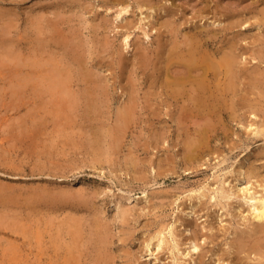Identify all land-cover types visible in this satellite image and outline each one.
Instances as JSON below:
<instances>
[{"label": "rangeland", "instance_id": "rangeland-1", "mask_svg": "<svg viewBox=\"0 0 264 264\" xmlns=\"http://www.w3.org/2000/svg\"><path fill=\"white\" fill-rule=\"evenodd\" d=\"M121 1L123 5L117 4V0H0V60L3 61H0V221L3 224H0V264H66L73 258L69 254L64 255L69 253L74 221H78L77 225L82 229L78 242L79 249L82 248L80 252L85 254L86 251L87 254H81L83 260L80 256L74 259V264H104L100 251L105 250L99 240L104 232L109 238V264H237L236 257L229 256L235 242L233 237H238L240 232L256 222L249 212L254 200L249 199L243 187L251 186L249 190L256 192L255 196L264 194V83L260 81L262 86L259 83L258 88L251 85L260 92L255 91L249 89V82L245 78L237 96L216 102L223 108L217 111L221 116L209 113L211 119L206 114L203 117L183 114L180 108L182 102H175L169 107L166 95L151 93L153 98L146 102L151 104L150 109L138 112L130 126L117 133L113 129L116 121L114 113L128 99L125 90L132 72L133 59L130 56L134 58L136 52L134 43H150L149 48L155 51L159 42L156 34L159 27L156 29L155 24L161 26L159 22L162 19L165 21V17L171 19L173 25L185 21L179 26L182 33L197 25L204 26L208 19L193 16V13L197 15L200 11V3L204 5L208 0H152L158 3L155 7H150L146 0H143L144 5L140 3L142 0ZM252 1L209 2L213 7L219 2L221 7L227 6L240 11L242 16H248L255 8L250 6ZM126 3L129 7L131 5V9L118 16L120 7ZM263 4L258 3L257 9ZM167 6H171L170 14L165 10ZM140 7H144L143 10ZM140 17L144 21H140ZM191 18L193 20H188ZM212 19L215 17L210 16L209 21ZM209 21L206 20L207 25L212 26ZM40 25L42 28L36 27ZM58 26L62 27L58 29ZM163 27H160L163 31L160 37L163 36L165 40L170 37L164 36L169 28ZM145 30L150 33V39H143ZM243 30L242 35L247 33L252 35H249L251 38L258 35L264 38V26L255 22L247 23ZM125 34L131 35V47H126L123 42ZM230 35V32L217 30L216 41L210 44V48L225 45ZM65 41L80 43L82 47L79 49L89 55L88 65L93 66L100 76L106 77L112 99L111 108L105 110L111 114H108L110 117L107 114L91 115L84 106H77L75 113H69L77 114L78 121L72 118L74 114L71 117L63 114L57 117L52 112L46 114L51 120L45 116L50 106L54 110L53 99L44 92L32 94V83L27 72L32 68L30 61L34 59L41 61L46 70L51 62L67 61L69 58L64 55L67 49L63 44ZM247 41H243L247 51L242 58L245 59L242 66L246 69L256 67V72L264 71V61L248 58L252 53L263 50L264 44ZM38 51H41L40 54ZM125 56L128 61L121 66L123 62L120 60ZM138 73L143 82L140 92L144 95L149 85L148 74L143 75L141 70ZM144 96H141L143 104ZM228 101L233 105L228 107ZM48 103L53 105L49 106ZM54 116L60 119L54 121ZM105 117L109 120L105 121ZM208 119L211 120V127L208 126L210 123L207 125ZM64 121L65 126L58 125L64 124ZM76 122L77 125H74ZM101 124L106 125V129ZM204 126L209 133L203 129ZM109 130L112 133H108ZM200 132L206 134L204 138ZM109 148L112 150L108 151ZM246 170L251 174L250 179ZM221 191L229 196H223ZM10 225L18 227L15 228L16 233L14 226ZM161 231H164L161 236L166 235L167 240L158 247L157 235ZM56 239L61 240L59 244ZM193 245L198 247L195 249ZM63 247L66 248L64 252ZM242 257L247 263V256ZM247 260L251 261L250 257ZM251 262L255 263V260Z\"/></svg>", "mask_w": 264, "mask_h": 264}, {"label": "bare ground", "instance_id": "bare-ground-1", "mask_svg": "<svg viewBox=\"0 0 264 264\" xmlns=\"http://www.w3.org/2000/svg\"><path fill=\"white\" fill-rule=\"evenodd\" d=\"M129 1V0H128ZM164 1V0H163ZM162 1V2H163ZM183 1V0H182ZM200 1H204V0H200ZM206 1V0H205ZM211 0H208L207 3L204 5L202 3H200V7L198 10V14H194L193 16H199L200 18L203 17H207L208 19H206L207 21H209V17L212 16L215 17V19L210 20L209 22H212V26L207 25L206 20H205V25L204 26H199L197 25L194 29H189L185 32H181L180 31V27L182 24H185L184 22L181 23L180 25H173L171 19H167L165 17V21H163L164 19H162L159 23L161 24V26H164L165 28H169V32L168 30L166 31V35L164 34V36H168L170 35V37L168 36L167 39L164 40L163 36L160 37V35L163 33V31L161 30V26H157L155 24V27L157 29L156 34H158L159 36V42L158 44H156L157 48H155L154 50H151L149 48V44L148 45H143L144 43H134V46L136 47L135 49V55L134 58L130 56L132 60V67L130 71L131 74H129V80H127L128 82L126 83V89L125 91L128 92V99L122 103V106H119V108H117L116 110V121L113 124V129H115L118 132H122L125 131L129 126L130 123L132 122L134 116L138 113L141 112L143 110H149L151 107V104L146 103L149 102L152 98L153 95H155V93H160L166 95V103L170 106L173 105V103H180L182 102V104L180 105L181 108V113L183 114H194V115H208L209 113H217L218 110H222L223 108L218 105L220 104L218 102V104H216L217 101H221L223 100H228L230 97V100L233 99L235 96H237L238 94V90L239 87L242 83V81L246 80L249 82L250 88L252 86H257L260 81L263 84L264 83V71H258L256 72V67L251 68L253 66H251L249 69L245 68L242 66V63L245 59L242 60L245 52L247 50L244 49L245 45L243 44V41L245 40L247 43V40H250L252 42H256L259 41L260 43L264 44V38L262 36H259L258 34H260V32L257 34L258 36L251 38V34H247L246 35H242L243 30V26L246 25L247 23L252 24V23H256L259 24L261 26H264V4L261 5L263 7H261L259 10L257 9L258 7V3H263L264 0H254L250 3V6H254V10L252 12H249L250 14L248 16H242V14L240 15V11H234L233 8L229 9L227 6L226 7H221L220 3L218 2L217 4H214L215 7H213L210 2ZM213 1V0H212ZM221 1V0H220ZM115 2V1H114ZM126 2V1H125ZM135 2V1H134ZM149 2V3H148ZM156 2V1H155ZM155 2H152V0H146V3L151 4L150 7H155L157 4ZM185 2V1H183ZM194 2V1H193ZM233 2V1H232ZM117 4H122L123 2L121 0H117L116 2ZM144 5V1L142 0V2H140ZM167 3V2H166ZM190 3V2H189ZM223 3V2H222ZM124 4V3H123ZM122 4V5H123ZM127 4V3H126ZM156 4V5H155ZM161 4V3H160ZM163 4V3H162ZM165 4V3H164ZM224 4V3H223ZM222 4V5H223ZM112 5H114L112 3ZM237 5V4H236ZM240 5V4H239ZM137 6V5H136ZM224 6V5H223ZM235 6V5H234ZM249 6V7H250ZM129 7V4L125 5L124 7H120L121 9L119 10V15H121L122 13L124 14L125 12L127 13V11L129 9H131V5ZM197 7V6H196ZM238 7V6H237ZM138 8V6H137ZM141 8V7H140ZM139 8V9H140ZM144 8V7H142ZM141 8V9H142ZM239 8V7H238ZM152 9V8H151ZM143 10V9H142ZM153 10V9H152ZM166 12L167 14H170L172 12L171 6H167L166 7ZM131 11V10H130ZM162 11V10H161ZM179 12V10H177ZM182 11L180 10L179 13H181ZM242 12V10H241ZM247 12V11H246ZM1 13V11H0ZM60 13V12H57ZM212 13V14H211ZM211 14V15H210ZM190 16V14H188ZM187 14L185 16H188ZM219 15V16H218ZM6 17H8L7 15H5ZM126 16V15H125ZM149 14L146 15V17H148ZM164 16V15H163ZM173 16V13H172ZM171 16V17H172ZM40 17V16H39ZM57 17V16H56ZM65 17V16H64ZM123 17V16H122ZM129 17V16H128ZM182 17V16H181ZM35 18H38L37 16ZM69 18V17H68ZM119 18V17H118ZM124 18V17H123ZM144 18V15H143ZM163 18V17H162ZM170 18V17H169ZM177 20H180L179 17H177ZM40 20V18H38ZM37 19V20H38ZM63 19V17H62ZM145 19V18H144ZM38 20V21H39ZM61 20V19H60ZM65 20V19H64ZM141 17H140V21H141ZM186 20V19H185ZM188 20H193L188 19ZM188 20H186V23H188ZM196 20V19H195ZM131 23V20H128ZM144 21V20H142ZM175 21V20H174ZM182 21V20H181ZM180 21V22H181ZM42 22V21H40ZM65 22V21H64ZM139 22V21H138ZM130 23H128L130 25ZM143 23V22H142ZM158 23V22H157ZM176 23V22H175ZM179 23V22H177ZM200 23V22H199ZM36 24V23H35ZM64 24V23H63ZM128 24H125L128 25ZM137 24V23H136ZM141 24V23H140ZM39 25V24H38ZM54 26L56 24H53ZM61 25V24H60ZM147 25V24H146ZM211 25V24H210ZM102 26V25H101ZM124 26V23H123ZM138 26V24H137ZM141 26V25H139ZM188 26V24H187ZM254 26V25H253ZM36 27H41L40 26H36ZM57 27V26H55ZM62 27V26H61ZM60 26H58V29L61 28ZM98 27H100L98 25ZM134 26H132L133 28ZM146 27V26H145ZM153 27V26H152ZM163 27V28H164ZM256 27V26H255ZM254 27V28H255ZM42 28V27H41ZM41 28L39 31H41ZM54 28V27H53ZM136 28V27H135ZM183 28V27H182ZM5 29V28H4ZM57 29V30H58ZM152 29V28H151ZM155 29V28H154ZM256 30L258 28H255ZM35 30V29H34ZM46 30V29H44ZM63 29H61L62 31ZM72 30V29H71ZM217 30L220 31H225V32H230L231 35L229 38L227 39L226 44H222V45H216V47L213 49L210 48V44L214 43L216 41V36H217ZM64 31V30H63ZM119 31V30H118ZM151 31V30H150ZM184 31V30H183ZM260 31V30H259ZM264 31V30H263ZM44 32V31H43ZM253 32V31H252ZM36 31L33 33L35 34ZM129 33V32H128ZM133 33V32H132ZM154 33V32H153ZM152 33V35H153ZM180 33L182 35V37H180ZM254 33V32H253ZM155 34V33H154ZM241 34V35H240ZM263 33H261L262 35ZM38 35V33H37ZM228 35V34H226ZM249 35H251L249 37ZM36 36V35H35ZM42 36V35H41ZM145 36L143 39L146 40L147 38H149L150 33L148 32V30H145V34L143 35ZM142 36V37H143ZM48 37V36H47ZM52 37V36H50ZM129 37H131L130 34L126 35L125 34V39L123 40V42L126 44V47H131V43L129 40ZM138 37V35H137ZM152 37V36H151ZM226 37V36H225ZM36 38V37H35ZM66 38V37H65ZM70 38V37H69ZM135 38V36L133 37ZM146 38V39H145ZM219 38V37H218ZM42 39V37H41ZM64 39V38H63ZM114 39V38H113ZM141 39V37H140ZM150 39V38H149ZM43 40V39H42ZM44 41V40H43ZM109 41V40H107ZM133 41V40H132ZM135 41V40H134ZM156 41V40H155ZM48 42V41H47ZM73 42V41H72ZM86 42V41H85ZM146 42V41H145ZM148 42V41H147ZM220 42V41H219ZM42 43V42H41ZM46 44V43H45ZM58 44V43H57ZM64 47L66 49V54H64L67 58H69L67 61H60L57 60V62H51V66L49 67V69L45 68V65L42 64L41 65V61H36L37 59H34V57L32 59H34L33 61L27 60L28 62L30 61V64L32 68H30V72L28 70V76L30 78L31 81V85H32V94L34 92H44L46 93L49 97L53 99V104H54V110H52V108L50 109V104L48 103V105L50 106L48 108V111L45 113L49 115V113H51L57 117H60L61 114L66 116H69L71 112L75 113V108H77V106H84L85 110L92 114H101V115H105V114H110L108 111L105 110L108 109L110 107V90H109V86H108V82L106 81V77L105 76H100L99 73H97V70L93 69L90 65H88L89 63V55L85 53V50L81 51L79 48H81V44L78 42H74L73 44L69 43V41H65L64 43ZM105 44V42H104ZM133 44V43H132ZM252 44V43H251ZM43 45V44H42ZM48 45V44H47ZM51 45V44H50ZM62 45V44H61ZM254 45V44H253ZM261 45V44H259ZM59 46V45H58ZM47 47V46H46ZM124 48H126L123 45ZM155 47V46H154ZM12 48V47H11ZM248 48V47H247ZM255 47H253L254 49ZM47 49V48H46ZM49 49V48H48ZM53 49V47H52ZM89 49V48H88ZM129 49V48H128ZM126 49V50H128ZM249 49V48H248ZM259 49V48H258ZM6 50V49H5ZM130 50V49H129ZM257 50V48H256ZM264 50V49H263ZM260 50V51H256L258 52L257 54L252 53V51L249 53L252 55H250V57L248 56V58H259V62L264 61V51ZM92 51V50H91ZM154 51V52H153ZM34 52V51H33ZM39 52V51H38ZM41 52V51H40ZM39 52V54H40ZM46 54V50L44 51ZM89 52V51H88ZM119 52V51H118ZM124 52V50L122 51ZM121 52V54H122ZM128 52V51H126ZM54 53V51H53ZM6 54V53H5ZM59 54V53H58ZM90 54V52H89ZM118 54V53H117ZM127 54V53H126ZM133 54V53H132ZM8 55H11V53L8 52ZM7 55V56H8ZM36 54L34 53V56ZM53 55V54H52ZM56 55V54H55ZM62 55V54H61ZM88 55V56H87ZM93 55V54H92ZM131 55V54H130ZM16 56V55H15ZM54 56V55H53ZM91 56V55H90ZM118 56V55H117ZM122 56V55H121ZM133 56V55H132ZM252 56V57H251ZM13 57V56H12ZM17 57V56H16ZM11 58V57H10ZM41 58V57H40ZM39 58V59H40ZM49 58L50 55H49ZM129 58V59H130ZM246 58V57H245ZM1 59V58H0ZM13 58H11L12 61ZM15 59V58H14ZM48 59V57H47ZM53 59V58H52ZM59 59V58H58ZM100 59V58H99ZM44 60V59H43ZM51 60V59H50ZM118 60V59H117ZM128 61L127 57H123L120 61L123 63H119L121 66L125 65L124 62ZM248 60V59H247ZM2 63L3 61L0 60ZM20 61V60H19ZM24 61V62H27ZM60 61V62H58ZM5 62V61H4ZM47 62V61H46ZM250 62V61H249ZM258 62V61H257ZM6 63V62H5ZM18 63V62H15ZM22 63V62H21ZM54 63V65H53ZM117 63V62H116ZM130 63V62H129ZM27 64V63H25ZM118 64V66H119ZM247 64V63H246ZM18 65V64H17ZM23 65V64H20ZM113 65V64H112ZM256 65V64H255ZM13 66V65H12ZM29 66V64L27 65ZM26 66V67H27ZM24 67V66H23ZM22 67V68H23ZM25 67V68H26ZM109 67V66H108ZM262 67V66H261ZM29 68V67H28ZM254 71H252V70ZM26 70V69H25ZM138 70L142 71L143 75H147V82L149 83L148 85V90L145 91V88L143 89L144 92V96L143 94H141V89H142V85L143 82L140 81L142 79L139 78V73ZM250 70V71H249ZM260 70V69H259ZM262 70V69H261ZM100 72V71H98ZM26 73V72H25ZM102 73V72H101ZM115 74V73H114ZM27 75V74H25ZM104 75V74H103ZM249 75V77H248ZM22 77V76H21ZM127 77V76H126ZM18 78V77H17ZM28 78V77H27ZM246 78V79H245ZM26 81L27 79L24 78ZM18 80V79H17ZM24 80V81H25ZM22 81V80H21ZM23 82V81H22ZM29 82V81H28ZM27 82V83H28ZM248 82H246L248 84ZM26 83V82H25ZM24 83V84H25ZM145 83V82H144ZM260 83V85L262 86V84ZM23 84V83H21ZM83 84V86L81 85ZM243 85V84H242ZM244 86V85H243ZM264 86V85H263ZM147 87V86H146ZM245 87V86H244ZM246 88V87H245ZM258 88V86H257ZM18 89V88H17ZM31 89V88H30ZM123 89V88H122ZM248 89V88H247ZM21 90V89H20ZM253 90H255L253 88ZM258 90V89H257ZM255 90V91H257ZM262 90V87H261ZM245 91V90H244ZM259 91V90H258ZM264 92V90H262ZM241 92V90H240ZM260 92V91H259ZM151 93H154L153 95H151ZM43 94V93H42ZM41 94V95H42ZM127 94V93H126ZM156 94V95H158ZM252 97H253V93ZM240 95V94H239ZM36 96V95H35ZM141 96L145 97V103L143 104L141 102ZM163 96V95H162ZM243 96V95H242ZM241 96V97H242ZM245 96V95H244ZM249 97V95H247ZM19 97V96H18ZM261 97H263L261 95ZM47 98V99H48ZM245 98V97H244ZM250 98V97H249ZM21 99V98H19ZM46 99V98H44ZM143 99V98H142ZM165 99V98H164ZM154 100V99H153ZM236 100V99H235ZM49 102H51L52 100L48 99ZM162 101V100H161ZM249 101V100H248ZM227 103V101H225ZM229 102V101H228ZM233 102V101H232ZM52 103V102H51ZM165 103V105H166ZM226 103H224L226 105ZM152 106L154 107L155 103H153L152 101ZM232 103L229 102V104L227 105L229 107V105H231ZM121 105V104H119ZM164 105V106H165ZM223 105V104H222ZM224 105V106H225ZM233 105V104H232ZM247 105H250L249 103ZM226 106V108L228 109V107ZM235 106V105H234ZM233 106V108H234ZM232 107V106H231ZM111 108V107H110ZM109 108V109H110ZM160 108V107H159ZM167 108V106L165 107ZM225 108V107H224ZM252 108V107H251ZM50 109V110H49ZM155 109V108H154ZM153 109V111L155 112V110ZM168 109V108H167ZM172 109V107H171ZM236 109V108H235ZM52 110V111H51ZM179 107H178V111H179ZM46 111V110H45ZM79 111V110H78ZM106 111V112H105ZM152 111V112H153ZM158 111V110H157ZM156 111V112H157ZM161 111V110H160ZM111 112V111H110ZM153 112V113H154ZM167 112V111H166ZM236 112V110H235ZM72 113V115L74 114ZM222 113V112H220ZM234 112H232L233 114ZM219 114V113H217ZM235 114V113H234ZM47 115V116H48ZM62 115V116H63ZM70 115V117L72 116ZM77 115V114H76ZM74 114L72 116L73 119L77 120V117ZM88 115V114H87ZM106 115V117H108ZM138 115V114H137ZM220 115V114H219ZM223 115V114H222ZM46 116V117H47ZM55 118L54 121H56L57 119L60 118ZM111 116V114H110ZM109 116V117H110ZM210 117V115H208ZM221 116V115H220ZM79 117V116H78ZM99 117V116H98ZM102 117V116H101ZM105 117V121L108 119H106ZM186 117V115L184 116ZM51 117H47V119H50ZM93 118V116H92ZM91 118V119H92ZM45 119V118H44ZM45 119V120H47ZM70 119V118H69ZM111 119V118H110ZM211 119V117H210ZM208 119V123L207 125L210 123L211 127V120ZM215 119V118H214ZM32 120V119H31ZM71 120V119H70ZM69 120V121H70ZM109 120V119H108ZM135 120V119H134ZM213 120V119H212ZM58 121V120H57ZM78 121V120H77ZM99 121V120H98ZM103 121V120H102ZM111 121V120H110ZM89 122V121H88ZM109 122V121H108ZM112 123L114 121H111ZM20 123V122H19ZM37 123V122H36ZM40 123V122H39ZM60 123V122H59ZM64 124H58V122H56V124H58L59 126L64 125L65 126V121L63 122ZM95 123V121H94ZM98 123V122H96ZM102 123V122H101ZM185 123V122H184ZM71 124V122H70ZM100 124V122H99ZM106 124V123H105ZM42 125V124H41ZM57 125V126H58ZM73 125V124H72ZM74 125H77L74 123ZM103 125V124H101ZM110 125V123H109ZM108 125V126H109ZM206 125V127L208 128V126ZM69 126V124H68ZM104 128L106 127V125H103ZM185 126V125H184ZM73 127V126H72ZM78 127V126H77ZM110 128H112V126H109ZM209 127V129H210ZM41 128V127H39ZM66 128V127H65ZM103 129V127H102ZM106 129V128H105ZM205 131H207L205 129V126L203 128ZM202 129V132L204 131ZM36 130V129H35ZM108 130V129H107ZM199 130V129H198ZM197 130V131H198ZM259 130V129H258ZM114 131V130H113ZM210 131V130H209ZM108 132V131H107ZM199 132V131H198ZM208 132V131H207ZM104 133V132H103ZM108 133H112L109 132ZM201 133V132H200ZM209 133V132H208ZM202 134V138H204L206 135L205 133H201ZM103 135V134H102ZM101 135V136H102ZM106 135V134H105ZM112 135V134H111ZM125 135V134H124ZM95 136V134H94ZM110 136V135H109ZM115 136V134H114ZM113 136V137H114ZM208 136V134H207ZM112 137V136H111ZM110 137V138H111ZM200 137V136H199ZM97 138V137H96ZM101 139V137H98ZM104 138V137H103ZM109 138V137H108ZM113 139V138H112ZM98 140V139H97ZM108 141V139H106ZM111 140V139H110ZM198 139H195V141ZM105 141V140H104ZM114 141V140H113ZM123 141V140H122ZM194 141V142H195ZM201 141V139H200ZM103 142V140H102ZM118 142V141H117ZM116 142V144H117ZM198 142V141H196ZM202 142V141H201ZM109 143V142H108ZM111 143V142H110ZM120 143V142H118ZM97 144V143H96ZM101 144V143H100ZM103 144V143H102ZM101 144V145H102ZM198 144V143H197ZM199 144H201L199 142ZM113 145V143H112ZM111 145V146H112ZM120 145V144H119ZM192 146V145H191ZM198 146V145H197ZM105 148V147H104ZM189 148V147H188ZM198 148V147H197ZM117 149V147H116ZM199 149V148H198ZM108 150V149H107ZM106 150V151H107ZM112 150V149H111ZM110 148L108 151H111ZM191 150V149H190ZM195 150V148H194ZM196 151V150H195ZM117 152V150H116ZM103 154V153H102ZM110 154V152H109ZM190 154V153H189ZM188 154V155H189ZM200 154V153H199ZM107 156V154H105ZM104 155V156H105ZM191 155V154H190ZM189 155V156H190ZM105 156V157H106ZM112 156V153L111 155ZM192 157V155H191ZM194 157H196L194 155ZM101 158V157H100ZM102 159V158H101ZM103 161V159H102ZM106 161V160H104ZM255 163V162H254ZM246 167V166H245ZM241 168V167H240ZM258 169V168H257ZM249 170V169H248ZM248 170H246L245 172L248 173V177L249 175H251ZM256 170V168H255ZM241 171H244L243 169ZM250 171V170H249ZM254 172V171H253ZM259 173V172H258ZM246 175V173H245ZM253 176V175H252ZM245 177V176H244ZM254 177V176H253ZM251 177H249L250 179ZM255 178V177H254ZM248 181V180H246ZM251 181V180H250ZM248 181V182H250ZM243 187V186H242ZM248 187V188H245ZM243 187L244 188V193L249 194V199H253L254 201L252 202L251 208L249 209L250 214L252 215V218L254 219V221H256L254 223L253 221V225H249V227H247V229L243 230L242 232H240L239 236L236 238H234L235 242L233 243V248L231 251V254H229V256H235L236 257V262L237 264H264V194L263 195H259V196H255L254 194L256 192H251L249 190V185ZM240 189V188H239ZM264 189V188H263ZM218 190V189H217ZM235 190V189H234ZM242 190V189H241ZM204 191V190H203ZM225 191V190H224ZM205 192V191H204ZM203 192V194H204ZM218 192V191H217ZM222 192V191H221ZM220 192V193H221ZM243 192V191H242ZM241 192V193H242ZM76 193V192H75ZM202 193V191H201ZM223 196H229L228 193L222 192ZM240 193V192H239ZM238 193V194H239ZM242 193V194H244ZM73 194V193H72ZM77 194V193H76ZM241 194V195H242ZM77 196V195H76ZM75 196V197H76ZM204 196V195H203ZM69 197V196H68ZM71 197V196H70ZM69 197V198H70ZM215 197V195H214ZM247 197V196H244ZM7 198V197H5ZM223 198V197H222ZM230 198V197H229ZM72 199V198H71ZM70 199V200H71ZM74 199V198H73ZM79 199V198H78ZM12 200V199H11ZM75 200V199H74ZM73 200V201H74ZM10 201V200H9ZM2 202V200H1ZM81 202V201H80ZM7 205V204H6ZM9 206V205H7ZM10 207V206H9ZM251 210V211H250ZM6 211V210H5ZM78 211V209H77ZM76 211V212H77ZM7 212V211H6ZM10 212V211H9ZM79 212V211H78ZM6 214V213H5ZM249 214V215H250ZM74 215V214H73ZM72 215V216H73ZM83 215V214H82ZM8 216V215H7ZM248 218V215H247ZM80 219V218H79ZM69 220V219H68ZM78 220V219H77ZM252 220V219H251ZM250 220V221H251ZM105 221V220H104ZM107 222V221H106ZM68 223V221H67ZM77 223H79L78 221H74V229H72V233L73 236L71 237L72 241L70 242V248H69V253L67 254H63L64 256H67L68 254L73 258L72 260L69 259L67 263L69 264H74V259L77 260V257L80 256L81 254H83L84 256H86V251L85 254L80 252L81 249H79V245L78 242L81 238V230L79 229L80 227L77 225ZM82 223V222H81ZM102 223V222H101ZM108 223V222H107ZM250 223V222H249ZM252 223V222H251ZM1 224V221H0ZM70 224V223H69ZM90 223H88L87 225H89ZM100 224V222H99ZM105 224V223H104ZM246 224V223H244ZM3 226V224H1ZM9 225V224H7ZM68 225V224H67ZM85 225V224H84ZM102 225V224H100ZM13 227L14 225H10V227ZM69 226V225H68ZM163 226V225H162ZM7 227V226H5ZM41 227V226H40ZM47 227V226H45ZM72 227V226H70ZM69 227V228H70ZM92 227H94L92 225ZM164 227V226H163ZM168 227V225H167ZM167 227L165 229H167ZM14 229L18 227H13ZM66 228V227H65ZM68 228V227H67ZM82 228V227H81ZM102 228V227H101ZM12 229V228H11ZM44 229V228H43ZM84 229V228H83ZM105 229V228H104ZM107 229V227H106ZM162 229V228H161ZM160 229V230H161ZM164 229V231H165ZM2 230V229H1ZM10 230V228H9ZM42 230V229H41ZM46 230V229H44ZM64 230V229H63ZM86 230V229H85ZM91 230V229H90ZM108 230V229H107ZM111 230V229H110ZM3 231V230H2ZM21 231V230H20ZM24 231V230H23ZM26 231V229H25ZM92 231V230H91ZM106 231V230H105ZM158 231V230H157ZM163 231V232H164ZM167 231V230H166ZM169 231H171V229H169ZM14 232L16 233L17 230L15 229ZM63 232V231H62ZM87 232V231H86ZM89 232V231H88ZM87 232V233H88ZM110 231L108 230V233ZM159 232V231H158ZM163 232L161 231L160 233H158V238H157V245L158 247H160V245H162V242H166L167 239H165L164 235L161 236V233L163 234ZM175 232V231H174ZM172 232V233H174ZM19 233V232H18ZM58 233V232H57ZM65 233V232H64ZM107 232H104L102 234H100L99 236V240L102 243V247L105 250V252L102 250L100 251V256H104L102 257V261H104V264H109V260L110 258L107 256L109 251H108V242H109V238H108V234H105ZM157 233V232H156ZM166 233V232H165ZM23 234V233H20ZM42 234V233H41ZM90 234V233H89ZM170 233H168L169 236ZM175 234V233H174ZM173 234V235H174ZM238 234V233H237ZM45 235V234H44ZM56 235V234H55ZM68 235V234H67ZM83 235V234H82ZM172 235V234H171ZM177 235V233H176ZM175 235V236H176ZM213 235V234H212ZM215 235V234H214ZM24 236V234H23ZM22 236V237H23ZM26 236V235H25ZM39 236H41L39 234ZM43 236V235H42ZM57 236V235H56ZM87 236V234H86ZM85 236V237H86ZM155 236V235H154ZM60 237V236H59ZM84 237V238H85ZM91 237V236H90ZM111 237V236H110ZM210 237V235H209ZM54 238H58V237H54ZM172 238V237H171ZM59 239V238H58ZM61 239V238H60ZM69 239V237H68ZM93 239V238H92ZM169 239V238H168ZM90 240V239H89ZM95 240V239H94ZM172 240V239H171ZM177 240V238H176ZM192 240V239H191ZM56 241H58L56 239ZM61 241V240H60ZM58 241V244L59 242ZM85 241V240H84ZM170 241V239H169ZM174 241V240H173ZM178 241V240H177ZM89 242V241H88ZM176 242V241H175ZM56 243V242H55ZM168 243V242H167ZM179 243V242H177ZM176 243V244H177ZM194 243V241H193ZM80 245L82 244L79 243ZM85 244V243H84ZM83 244V245H84ZM92 244V243H91ZM86 245V244H85ZM84 245V246H85ZM111 245V244H110ZM157 245L155 248H157ZM165 245V243H164ZM178 245V244H177ZM59 246V245H58ZM61 246V245H60ZM63 246V245H62ZM179 246V245H178ZM191 246V245H190ZM194 246V245H193ZM87 247V246H86ZM101 247V248H102ZM112 247V245H111ZM110 247V248H111ZM175 247V244H174ZM196 247H198V245L194 246L193 248L196 249ZM231 247V246H230ZM9 248V247H8ZM108 248V249H107ZM179 248V247H178ZM177 248V249H178ZM11 249V246H10ZM8 249V250H10ZM66 249V248H65ZM64 247L62 252L65 251ZM99 249V248H98ZM174 249V248H172ZM199 249V248H198ZM231 249V248H230ZM227 250V249H226ZM59 251V250H58ZM99 251V250H97ZM108 251V252H107ZM113 251V250H112ZM111 251V252H112ZM173 251V250H172ZM3 252V251H2ZM5 252H8L7 250ZM21 252V251H20ZM80 252V253H79ZM90 252V251H89ZM174 252V251H173ZM230 252V251H229ZM18 253V252H17ZM15 253V256L16 254ZM22 253V252H21ZM88 253V252H87ZM11 254V253H10ZM20 254V253H19ZM226 254V252H225ZM55 255V254H54ZM58 255V254H57ZM113 255V254H112ZM8 256V255H7ZM21 256V255H19ZM62 256V255H61ZM83 256V257H84ZM115 256V255H114ZM242 256H247L246 257V262H244L242 259ZM255 260V263H252L251 260L252 257ZM97 257V256H96ZM250 257V260H247ZM82 258V257H81ZM234 258V257H232ZM65 259V258H63ZM100 259V258H98ZM228 259V258H227ZM83 260V258H82ZM81 260V261H82ZM178 260V259H177ZM225 260V259H224ZM235 260V259H233ZM257 260V261H256ZM67 261V260H66ZM101 261V260H100ZM232 262V261H231ZM63 263V262H62ZM65 263V262H64ZM66 263V264H67ZM77 264H79L78 262H75ZM82 263V262H81ZM103 264V262H101ZM100 263V264H101ZM99 264V263H97ZM112 264V262H111ZM180 264V263H179Z\"/></svg>", "mask_w": 264, "mask_h": 264}]
</instances>
